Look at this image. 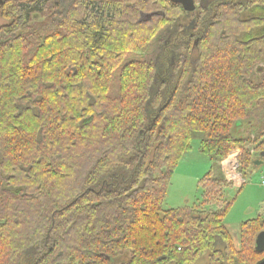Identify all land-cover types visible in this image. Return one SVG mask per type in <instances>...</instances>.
<instances>
[{
	"label": "trees",
	"instance_id": "1",
	"mask_svg": "<svg viewBox=\"0 0 264 264\" xmlns=\"http://www.w3.org/2000/svg\"><path fill=\"white\" fill-rule=\"evenodd\" d=\"M0 1V264L264 258V220L241 224L235 248L211 171L201 207L222 209H162L195 134L218 163L238 150L241 174L264 152V76L251 80L264 32L243 35L264 18L241 16L264 0H192L191 13L170 0Z\"/></svg>",
	"mask_w": 264,
	"mask_h": 264
},
{
	"label": "rangeland",
	"instance_id": "2",
	"mask_svg": "<svg viewBox=\"0 0 264 264\" xmlns=\"http://www.w3.org/2000/svg\"><path fill=\"white\" fill-rule=\"evenodd\" d=\"M200 3V2H199ZM199 3L195 7H199ZM145 14H141V17ZM243 19L251 17H263L264 12L260 9L246 11L242 15ZM191 19L187 20L188 24ZM5 21L0 18V25ZM264 27L254 28L248 33H243L245 37H256L260 35ZM244 37V38H245ZM195 53L193 54V57ZM264 76V61L256 65L251 80L258 83ZM252 121L244 122L242 126L236 125L233 128L234 137L245 138L249 124ZM202 136L195 134L190 143V150L184 153L173 170L162 209L164 211L183 208V207H201L202 190L199 186L201 179L211 171L212 178L222 177L226 184L223 186V202L229 203L230 206L224 216V225L231 235L235 248H239L240 244V226L244 222L263 219L264 220V186L260 185L261 177L264 175V162L259 166L249 167L246 173L241 174L238 171L240 152L234 151L226 156L219 163L214 159L202 154L199 150L200 140ZM247 148L253 154V145L247 144ZM257 152L253 154L256 159ZM237 164L234 171L228 172V167ZM234 172V173H233ZM230 174V175H229ZM222 195V196H223ZM220 205L202 206L205 211H219L222 209ZM113 261V263L123 261ZM208 256L201 257L195 264H207Z\"/></svg>",
	"mask_w": 264,
	"mask_h": 264
},
{
	"label": "water",
	"instance_id": "3",
	"mask_svg": "<svg viewBox=\"0 0 264 264\" xmlns=\"http://www.w3.org/2000/svg\"><path fill=\"white\" fill-rule=\"evenodd\" d=\"M172 3L180 4L182 5L183 9L186 12H193L195 10V5L192 0H170ZM1 3V1H0ZM153 16H158V13H151V14H145L141 17V22L150 21ZM193 22L187 27L188 30L193 29ZM237 125H241L240 123H237ZM264 162V152L260 153L259 158L254 161L255 166H259L263 164ZM254 250L258 254H262L264 252V231H261L255 238L254 241ZM256 264H264V258L260 260Z\"/></svg>",
	"mask_w": 264,
	"mask_h": 264
},
{
	"label": "built area",
	"instance_id": "4",
	"mask_svg": "<svg viewBox=\"0 0 264 264\" xmlns=\"http://www.w3.org/2000/svg\"><path fill=\"white\" fill-rule=\"evenodd\" d=\"M237 168V164H232L231 166L228 167V172L229 171H234ZM234 173V172H233ZM230 175V174H229ZM260 185L264 186V175L261 177L260 180Z\"/></svg>",
	"mask_w": 264,
	"mask_h": 264
}]
</instances>
